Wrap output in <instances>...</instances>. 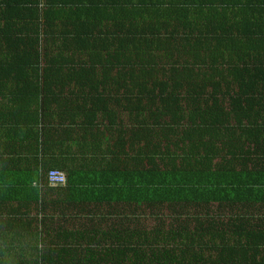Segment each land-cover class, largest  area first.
Instances as JSON below:
<instances>
[{
    "label": "trees",
    "instance_id": "trees-1",
    "mask_svg": "<svg viewBox=\"0 0 264 264\" xmlns=\"http://www.w3.org/2000/svg\"><path fill=\"white\" fill-rule=\"evenodd\" d=\"M230 1L238 3L240 0ZM250 1H255L261 6L260 10H264V0ZM212 2V0H0V38H17V41L13 40L15 43H0V47H6V53H11L12 57L0 62V68L9 70L10 76L13 74L15 88L26 89L25 86L28 85L22 81V78L24 76L31 78L29 73L25 72V67L31 65L35 73V81L32 87L34 92L31 93L30 100H38L39 107L43 105L42 100L47 95L54 96V91L49 86L50 82L46 81L44 75L46 69L54 65L52 61L57 56L52 55H58L57 53L52 54L53 51H59L62 47L56 44L52 37L56 39L64 37L62 45H65L68 39L71 41L75 36L88 37L87 28L89 29L88 20L90 19L99 24L101 28L104 27L101 29L102 33L108 30L111 35L120 36L121 33L122 35L120 42L117 40V44L114 45L113 57L109 60V63L115 66V76H100L91 79L88 75H77L79 82L83 85L82 88L89 89L88 91L84 89L83 92L80 90L83 101L91 98L95 102L93 95L99 94L100 97L96 99L99 103L103 102V107L106 109L113 102L114 106L110 109L120 108L127 111L131 116V127L129 128L131 142L133 144L134 141L140 148L145 143V139L144 143L141 141L140 134L154 131L153 124L150 123L146 129L142 125V120L138 122V117L142 112L152 117L156 115V112L162 113L171 123L166 128L160 129L163 130L162 137L164 136L166 143L163 139L161 141L164 143H160V140L156 142L154 138L144 136L147 138L148 154H143L142 158L146 160V164H142V160L140 165L137 163L132 165L133 168L129 173L130 179L127 183L105 181L106 170L104 168H99V173L94 174L93 177L85 173V176L89 174L87 179L90 180H79L84 186L83 194L86 196L92 194L94 198H98L105 204L103 205L105 211L108 210L107 205H111V200L119 201L113 210L106 212L113 215L110 222L115 220L116 225L108 226L105 231L101 232L103 238L108 239L111 244V247L105 249V254L110 255L114 262H116V255L121 257L122 251L128 250L131 253L130 264H171L169 263L171 257L173 260L178 258L176 264H181L179 259L185 255L193 258L194 254L200 253L203 245L224 244L227 224L219 219L218 213L216 216L211 214L209 205L212 202H217L220 211L229 210L228 221L237 222L236 229L239 230V237L250 233L245 229L247 218H243L237 210L248 211L251 207H255L258 203L256 192L263 190L260 186L264 181H260L261 179L255 176L259 169L252 172L246 168V165L251 161L260 165L257 149L260 150L264 142L258 141L256 136L264 129V110L258 103L263 107L264 104L246 86L242 87L243 91H224L221 95H210L203 91V82L191 81L193 61L190 56H197L196 59L200 62L203 57L200 52L187 53L184 48V43L188 38L187 32L194 27L190 28L186 25L176 29L171 24L173 18L177 21L181 17L186 19L185 16L191 13L187 6L203 10L206 3ZM82 8L85 13H82ZM61 11H65L68 17L67 22L64 19L59 22L60 18L57 19ZM166 32L168 35L163 36ZM169 39L180 44V47L176 48L178 57H185L181 62L174 61L178 66L172 65L174 62H171ZM104 47L102 49H105ZM109 55H111L110 51ZM101 56L100 53L98 55L92 53L91 62L87 60L84 62L86 63V66H83L84 73L88 74L87 67H94L99 63ZM161 56L166 64L168 63V67H157ZM256 65V73L264 74L262 63L259 62ZM113 68H104L103 71L106 69L111 71ZM250 76L261 77L264 80V75L250 74ZM107 78L109 85L119 86L115 90L112 88L103 90L102 80L107 82ZM206 82L209 80L206 79ZM122 86L123 89L119 91ZM99 88L100 90H97ZM242 96L244 99L240 100ZM222 98H224V103ZM208 101L211 106L206 104L207 107L202 108V104ZM254 105H256V110L253 108ZM108 112L112 113L111 110ZM228 118H232L234 122L230 126L223 124ZM216 120L218 124H223V127L218 132L216 129L214 133L213 125L210 126V123ZM121 123L120 126H123V122ZM207 124L210 126L209 130L217 134L213 137L215 141H218L215 145H210L209 140L203 138V126ZM39 127L36 136L38 153L34 156L33 177L27 178L29 181L25 180L26 183H0L1 200L7 201L3 204L4 208L0 209L4 214L9 211L19 214L26 212L28 210L26 202H33L35 211L41 213L45 210L43 192L47 188L61 186H50L47 183V172L58 168L54 165L57 164L56 161L43 156L44 131L41 124ZM115 130L118 131V128ZM168 132H177L178 138L171 141L168 138ZM219 133L224 136L223 139L217 138ZM179 140L181 142L192 141L190 147L195 155L176 156V159L180 161L171 157L168 149L172 147V144L175 147ZM236 141V149L227 144L221 145L224 142L233 144ZM251 143L255 147L251 148L249 146ZM203 146H209L212 149L211 153L204 154ZM225 148L231 149L229 157L219 155L220 151ZM163 149L170 160L167 164L166 161L159 164L156 160L158 159L156 153H164ZM215 157H219L222 162L215 163L213 161ZM238 162L243 170H236L230 165V163L234 165ZM251 173L255 177L251 176ZM75 178L77 177L73 172L67 174L65 184L69 183V179ZM85 186H90V189L88 190ZM161 203L179 205L183 207L182 210L187 205L192 206L195 212L204 207L208 210L207 217L204 219L202 215L199 217L196 213L189 215L179 212L171 223L176 222L175 228H168L164 231L157 224L148 227L150 224H144L149 219L148 217L160 218L158 205ZM238 203L240 206H237ZM123 204L128 205L131 213L129 220L124 213L120 212ZM146 207L148 216L140 219ZM191 220H194V229L189 230L188 223ZM16 221V219H4L0 225V230L13 241L18 236L13 237L16 232H11L10 228ZM4 225L6 227H2ZM35 236L42 240L40 233L35 232ZM215 240H218L217 243ZM119 250L120 256L117 254ZM174 250L179 251V257L173 253ZM43 255L44 250L37 252V258H39L32 260L31 263L43 264ZM0 264H3L2 260Z\"/></svg>",
    "mask_w": 264,
    "mask_h": 264
},
{
    "label": "crops",
    "instance_id": "crops-1",
    "mask_svg": "<svg viewBox=\"0 0 264 264\" xmlns=\"http://www.w3.org/2000/svg\"><path fill=\"white\" fill-rule=\"evenodd\" d=\"M212 1V3H206L203 10L187 6L191 13L185 16L186 19L183 17L178 21L176 18L171 19V24L176 29L186 25L190 28L194 27L187 32L188 38H186L184 48L187 53L192 51L191 53L200 52L203 54L202 62L196 59L197 56H190L193 61L191 81L203 82V91L210 95H221L224 91H243L242 87L246 86L264 104V80L261 77L250 76V74L264 75L257 74L255 71L256 64L259 62L264 67V10H260L261 6L250 0H240L238 3L230 0ZM82 10L83 13L85 10L84 8ZM64 12L59 13L57 18H60L59 22L62 19L65 22L68 21ZM88 23L90 25V30L87 28L88 37L75 36L71 41L68 39L65 45H62L64 37H57V39L52 37L62 49L53 51L52 54L57 53L58 55H52L57 56L52 61L54 65L45 71V79L50 82L49 86L53 89L54 96L47 95L42 100V106H38V100H30L31 93L34 92L32 87L35 81V73L31 65L25 67V72L29 73L31 78L28 79L25 76L22 78V81L28 85L25 86L26 89L15 88L13 74L10 76L9 70L0 68V183H26L33 177L34 156L38 153L36 136L40 128L39 124L44 131L43 156L56 161L57 164L54 165L64 171L66 178L67 174L72 172L77 177L73 180L69 179V183L64 186L47 188L43 192L45 210L41 213L35 211L33 202H26L28 210L22 214L11 213V211L4 214L0 210V225L4 219L17 220L10 228L11 232H16L13 237L18 236L17 239L26 240L31 246L33 241L41 240L35 236V232L40 233L45 245L43 264H130L131 260V253L128 250H123L121 257L116 255V262L110 258V255L105 254V249L111 247V244L108 239L103 238L101 232L105 231L108 226L116 225L115 220L110 222L113 215L106 213L103 202L94 198L92 194L87 196L83 194L84 186L79 181L81 179L90 180L87 179L89 174L93 177L94 174L99 173V168H104L106 170H104L106 172L105 181L127 183L130 179L129 173L133 168L131 164L140 165L141 163V161L132 163L138 156L130 158L131 152L138 155L137 149L142 148L137 147L134 141L133 144L131 142V131L129 130L131 116L127 111L120 108L110 109L114 106L113 102L106 109L103 107L104 103H99L96 99V97H100L99 94L93 95L95 102L91 98L83 101V97L80 96V90L83 92L82 90L88 91L89 89L82 88L83 85L79 82L77 75H88L91 79L116 75L115 66L110 64L109 60L113 57L114 45L122 35V33L120 36L111 35L108 30L102 33L101 29L104 27L101 28L99 24L90 19ZM14 39L17 38H0V43H15ZM169 42H171V62L176 60L181 62L185 57H178L176 48H179L180 44L170 39ZM175 43L177 44L175 45ZM109 51L111 55H109ZM90 53L97 55L100 53L102 56L94 67H87L88 74H86L83 66H86L84 63L86 60H92ZM157 53L161 54L159 51ZM10 54L6 53V47H0V62L11 59ZM167 64L161 56L157 67H168ZM174 64L177 65L176 62L172 65L174 66ZM111 67H114L111 71L108 69L103 71L104 68ZM206 79L209 82H206ZM106 81L102 80L104 83L102 87L105 88L103 90L110 88L115 90L119 86L109 85L108 78ZM122 89L123 86L119 91ZM13 91L15 93H12ZM222 99L224 103V98ZM241 99L244 97L242 96ZM206 104L211 106L208 101L202 104V108H206ZM258 104L264 110L262 104ZM253 108L256 110V105ZM110 110L112 113L109 114ZM141 120L142 125L149 121L154 125V131L149 133L148 137L154 138L156 142L160 140V143L163 139L166 143L164 136L162 137L163 130L160 129L171 124L167 116L156 112V115L152 117V115L142 112L138 117V122ZM121 122H123V126H120ZM232 122V118H228L223 124L230 126ZM223 124H218V120H216L214 123H210V126L213 125L215 133L216 129L218 132L223 127ZM210 126L208 124L203 126V138L208 139L210 145H215L218 141H215L213 137L217 134H213L209 130ZM115 128H118V131ZM167 135L171 141L178 138L177 132H168ZM218 135L217 138L223 139L224 136L221 133ZM256 137L261 143L264 142V129ZM191 144L192 141L181 142L179 140L177 145L174 147L172 144L168 151L174 155H177V152H181L182 155H195L192 153ZM222 144L236 149L237 141L233 144L228 142ZM249 146L255 147L252 143ZM230 150L225 148L220 151L219 155L229 157ZM257 150V154L260 156V165L251 161L247 162L246 168L252 172L259 169L255 176L259 177L260 181H264V146ZM211 151L209 146H203L204 154H210ZM156 157L159 164L165 161L167 164L170 161L165 151L156 153ZM215 158L213 161L216 163ZM262 158L263 160H261ZM142 160V164H146V160L143 158ZM220 162L222 161L220 160L218 163ZM230 165L234 166L236 170H243L240 162L234 163V165L230 163ZM85 173H89L88 176H85ZM251 176L255 177L252 173ZM27 178L29 179L27 180ZM85 187L90 189V186ZM260 187L263 190L256 192L258 203L255 207H251L248 211L237 210V213L243 218H247L245 229L249 230L248 235L243 234L239 237V230L236 229L237 222L228 221L230 214H227L226 218L220 216L219 219L227 224L225 243L203 245L204 247L198 255L194 254L193 258L185 255L179 259L180 263L264 264V183H261ZM1 197L2 193L0 192V209L1 207L3 209V204H6L7 201L1 200ZM114 201L119 204V201ZM237 206H240V203ZM146 216L148 213L144 214V218ZM176 226L175 222L171 228ZM2 227H6V225ZM192 229L194 228L189 230ZM215 241L217 243L218 240ZM37 252L32 247L31 257L29 259L21 257L19 264H32V260L35 261L39 258H37ZM119 252L120 250L117 254ZM173 253L177 257L180 255L177 250H174ZM172 258H169V263L176 264L178 258L176 260Z\"/></svg>",
    "mask_w": 264,
    "mask_h": 264
},
{
    "label": "rangeland",
    "instance_id": "rangeland-1",
    "mask_svg": "<svg viewBox=\"0 0 264 264\" xmlns=\"http://www.w3.org/2000/svg\"><path fill=\"white\" fill-rule=\"evenodd\" d=\"M165 35H168V33L166 32L163 36H165ZM143 126L147 129L150 126V121L144 123ZM148 135H149V133L140 134L141 141H143V143H144V139H145V143L143 144L141 149H139V150L137 149L139 157L134 159L132 161V163L140 162V161L142 162L143 154L144 155L148 154V151L146 150V149H148V146L146 145V139L147 138H144V136H148ZM162 142L164 143V141H162ZM132 155L134 157L133 152H131L130 158H132ZM177 155H178V157L182 156V153L181 152H177ZM177 155H174V153H171V157H175V159H176ZM215 159H216L217 162L220 161L219 158H217V157ZM176 160L180 161L178 159H176ZM132 165L133 164H131V166ZM110 203H111V205H109V204L107 205V209H108L107 211H111V210H113L115 208V205H116L115 201L111 200ZM164 203H161V205H158V207L160 209V213H161L160 218L153 219L152 217H148L149 219H147V221H145L144 224H150V225H148V227H150L151 225L157 224V225L161 226L164 231H166L168 228H171V226H172L171 223H172V221H174L173 220L174 217L179 212H181L182 214L186 213V214H189V215H193V214L196 213L197 215H199V217H201V215H202V218H204V219L207 217L208 210L206 208H204V207L201 210H199L198 212H195L192 206L188 207V205H187L186 208L184 210H182L183 207H181L179 205H174V204L166 205ZM209 209H210L211 214H214L215 216H216V213H218L219 215L222 214V215H220V216H222V218H226L227 217L226 215L230 214L229 210H227V209L226 210L224 209L223 211L218 210L219 208H218L217 202H212L209 205ZM120 211H122V213H124L126 215V217L128 218V220H129V217L131 216V213H130V211L128 209V205L127 204L122 205V207L120 208ZM201 211H202V214H201ZM146 213H148L147 207H146V209L144 208V210L142 212L141 219H144V214H146ZM190 218H191V216H190ZM160 219H162V221ZM188 224H189L188 225L189 229L194 228V220L193 221L191 220Z\"/></svg>",
    "mask_w": 264,
    "mask_h": 264
},
{
    "label": "clouds",
    "instance_id": "clouds-1",
    "mask_svg": "<svg viewBox=\"0 0 264 264\" xmlns=\"http://www.w3.org/2000/svg\"><path fill=\"white\" fill-rule=\"evenodd\" d=\"M34 247L38 252H43L44 242L42 240L33 241L31 246L26 240H10L9 236L0 230V260L3 264H19V259H29L31 248Z\"/></svg>",
    "mask_w": 264,
    "mask_h": 264
},
{
    "label": "built area",
    "instance_id": "built-area-1",
    "mask_svg": "<svg viewBox=\"0 0 264 264\" xmlns=\"http://www.w3.org/2000/svg\"><path fill=\"white\" fill-rule=\"evenodd\" d=\"M47 183L50 186L64 185L66 182V175L60 169H50L46 175Z\"/></svg>",
    "mask_w": 264,
    "mask_h": 264
}]
</instances>
